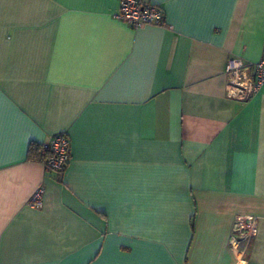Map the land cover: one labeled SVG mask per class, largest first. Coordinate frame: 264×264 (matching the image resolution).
Segmentation results:
<instances>
[{
    "label": "crops",
    "instance_id": "obj_1",
    "mask_svg": "<svg viewBox=\"0 0 264 264\" xmlns=\"http://www.w3.org/2000/svg\"><path fill=\"white\" fill-rule=\"evenodd\" d=\"M119 1L0 0V264H236L237 216L264 264V85L225 74L262 57L264 0H148L139 29ZM57 134L62 177L35 157Z\"/></svg>",
    "mask_w": 264,
    "mask_h": 264
},
{
    "label": "built area",
    "instance_id": "obj_2",
    "mask_svg": "<svg viewBox=\"0 0 264 264\" xmlns=\"http://www.w3.org/2000/svg\"><path fill=\"white\" fill-rule=\"evenodd\" d=\"M116 20L124 22L132 29L146 26H164L162 8L148 0H120ZM225 74L227 77L226 98L231 101L248 102L258 94L264 85V51L257 62H248L242 58L228 61ZM40 160L47 173L62 177L70 162L69 139L65 134L52 136L41 144ZM44 190L38 188L29 201L35 208L42 206ZM258 232V219L255 216H237L233 222L229 246L236 253V264H246L247 249Z\"/></svg>",
    "mask_w": 264,
    "mask_h": 264
},
{
    "label": "trees",
    "instance_id": "obj_3",
    "mask_svg": "<svg viewBox=\"0 0 264 264\" xmlns=\"http://www.w3.org/2000/svg\"><path fill=\"white\" fill-rule=\"evenodd\" d=\"M40 149H41V146H38V147L35 148V150H36L35 157H36V159L39 160V161H41V160H40V158H41V157H40Z\"/></svg>",
    "mask_w": 264,
    "mask_h": 264
}]
</instances>
